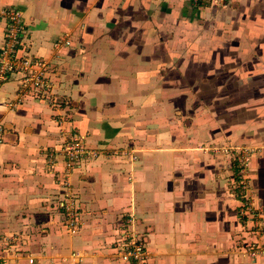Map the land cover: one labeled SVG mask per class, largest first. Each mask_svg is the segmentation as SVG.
<instances>
[{
	"label": "crops",
	"instance_id": "1",
	"mask_svg": "<svg viewBox=\"0 0 264 264\" xmlns=\"http://www.w3.org/2000/svg\"><path fill=\"white\" fill-rule=\"evenodd\" d=\"M2 8L21 11L17 57L41 60L53 87L0 76V264H127L126 231L146 264H264L243 255L264 221V0ZM6 30L0 21V56ZM74 138L99 156L69 173L63 147ZM214 145L255 151L246 196L240 165ZM69 194L80 202L75 233ZM246 197L253 222L240 212Z\"/></svg>",
	"mask_w": 264,
	"mask_h": 264
},
{
	"label": "built area",
	"instance_id": "2",
	"mask_svg": "<svg viewBox=\"0 0 264 264\" xmlns=\"http://www.w3.org/2000/svg\"><path fill=\"white\" fill-rule=\"evenodd\" d=\"M214 2L216 6H227L231 0H195L196 4L204 2ZM0 21L6 22V39L0 56V76H6L14 71L23 72V85L27 88L49 95L52 90V82L46 77L45 65L41 60L32 58L19 59L17 57L16 46L20 43V36L24 33L25 26L23 16L20 10L15 8L0 9ZM62 45H70V40H59L55 44L58 49ZM1 133V128H0ZM214 154L230 155L236 159L240 165V182L239 187L246 196V192L250 190V182L248 180L249 171L251 168V159L255 151L251 147H227L223 145H214L211 147ZM63 154L67 159V171L73 172L81 169L84 162L97 158L99 154L87 150L82 142L76 138L72 139L63 147ZM131 161H136L134 155L129 156ZM132 178V173L130 172ZM63 189L70 192V186L65 182ZM247 198V197H246ZM252 198V196H251ZM248 200V198H247ZM251 200V199H249ZM245 203L241 208V214H248L250 221H254L252 212L253 204L250 201ZM62 209L64 212L66 226L71 233H75L80 229V202L74 195L69 194L62 201ZM132 221L131 219L128 220ZM254 227L259 232L260 239L251 242L244 250L243 255L252 260L264 258V221H254ZM131 233L126 231L123 234L125 239L124 244H119V258L127 264H146L149 254L143 244H140L135 238L130 237ZM29 263L33 264L34 260L29 259Z\"/></svg>",
	"mask_w": 264,
	"mask_h": 264
}]
</instances>
